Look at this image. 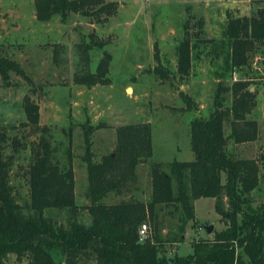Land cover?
Returning <instances> with one entry per match:
<instances>
[{"label": "rangeland", "instance_id": "374dc122", "mask_svg": "<svg viewBox=\"0 0 264 264\" xmlns=\"http://www.w3.org/2000/svg\"><path fill=\"white\" fill-rule=\"evenodd\" d=\"M113 3L116 12L110 16L85 17L70 13L66 21L56 15L47 22L35 19L33 0H0V46L2 54L16 63L24 75L9 72L7 80L0 77V132L8 142L4 155L11 158L10 185L17 203L23 208L29 202L27 167L30 147L40 134L26 123L24 102L28 98L38 107L39 125L48 128L54 156L64 162L71 154L75 202L80 208L79 221L89 224L84 209L90 204L87 196V164L82 127L95 128L91 134V159L98 162L112 153L116 130L134 124L151 128L152 157L135 169V181L121 195L109 194L104 204L129 200L147 202L151 199V165L157 163L169 172L172 161H192L189 123L207 118L213 110L217 89V64L208 52L212 46H200L193 55L188 76L176 73V49L185 31H198L197 21H204V40L219 39L226 14L249 16L264 7V0H103ZM102 43L101 48L91 45ZM92 49L85 57L84 47ZM110 55L105 84L91 88L75 83L78 74L96 72L103 54ZM156 54V55H155ZM157 57V58H156ZM195 57V58H194ZM161 67L168 78H161L155 69ZM253 75L251 92L255 91V107L247 116L257 124V139L251 143L229 142L227 149L235 158L260 161L264 155V54L250 62L246 70ZM239 78L240 74H234ZM233 80L223 81L229 87ZM130 89V90H128ZM192 105H187L186 98ZM224 105L231 102L230 93L223 95ZM229 132V126L224 128ZM19 143L12 146V141ZM259 187L250 196L254 207H264V165ZM194 221L184 228L181 243L165 244L168 257L192 254L191 243L212 239L223 230L225 219L216 211V200L193 201ZM221 209L227 210L226 198ZM26 211V210H24ZM65 225V211L45 213ZM159 235L165 239L178 223L168 209L158 214ZM148 232L153 233L152 226ZM212 226L210 234L205 226ZM5 264H28L27 258L8 255Z\"/></svg>", "mask_w": 264, "mask_h": 264}, {"label": "trees", "instance_id": "16d2710c", "mask_svg": "<svg viewBox=\"0 0 264 264\" xmlns=\"http://www.w3.org/2000/svg\"><path fill=\"white\" fill-rule=\"evenodd\" d=\"M35 19L47 22L58 15L64 22L70 13L85 17L110 16L116 12L113 3L103 0H33ZM198 31H185L177 46L176 73L188 76L193 55L200 46L210 44L217 64V89L213 110L207 118L190 121V148L193 160L172 161L169 172L161 165H151V199L147 202L129 200L104 204L109 194L121 195L135 181V169L152 157L151 128L134 124L116 130V145L112 153L98 162L91 159V134L95 128L82 127L86 151L87 196L90 204L84 209L89 224L79 221L80 208L75 202L71 154L62 162L54 156L47 127L39 125L38 107L28 98L24 102L26 123L40 136L30 147L27 167L29 202L20 206L10 185L11 158L4 155L7 134L0 132V264L8 255L27 258L28 264H264V207H254L250 194L260 184V161L235 158L227 146L251 143L257 139V124L247 116L255 107V91L251 92L254 76L246 70L250 62L264 54V7L249 16L226 14L219 39L204 40V21L196 23ZM101 48L102 43L91 45ZM85 45L84 54L92 49ZM199 53V54H198ZM156 55V54H155ZM157 58V57H156ZM195 58V57H194ZM110 55L103 54L96 72L75 75L74 81L88 88L105 84ZM24 75L18 65L2 54L0 46V77L7 80L9 72ZM161 78H168L161 67L155 69ZM234 74H240L237 79ZM233 80L229 87L223 81ZM230 93L229 106L223 95ZM187 105H192L186 98ZM229 126V132L224 131ZM13 147H18L16 140ZM201 198L216 200V211L226 221L223 230L212 239L191 243L192 254L169 258L164 245L181 243L184 228L194 221L193 201ZM226 198L227 210L221 209ZM168 209L177 216V225L162 239L158 214ZM26 210V211H24ZM65 211L66 224H60L45 213ZM149 223L153 233L140 241L141 225Z\"/></svg>", "mask_w": 264, "mask_h": 264}, {"label": "built area", "instance_id": "2783aa9c", "mask_svg": "<svg viewBox=\"0 0 264 264\" xmlns=\"http://www.w3.org/2000/svg\"><path fill=\"white\" fill-rule=\"evenodd\" d=\"M148 234V229L147 225H141L140 230H139V235H140V241L144 240L147 237Z\"/></svg>", "mask_w": 264, "mask_h": 264}, {"label": "water", "instance_id": "95a60500", "mask_svg": "<svg viewBox=\"0 0 264 264\" xmlns=\"http://www.w3.org/2000/svg\"><path fill=\"white\" fill-rule=\"evenodd\" d=\"M87 225H88V223H87ZM212 230H213V227L212 226H207V225L205 226V231H206L207 234H210L212 232Z\"/></svg>", "mask_w": 264, "mask_h": 264}, {"label": "bare ground", "instance_id": "6f19581e", "mask_svg": "<svg viewBox=\"0 0 264 264\" xmlns=\"http://www.w3.org/2000/svg\"><path fill=\"white\" fill-rule=\"evenodd\" d=\"M130 90V89H129Z\"/></svg>", "mask_w": 264, "mask_h": 264}]
</instances>
